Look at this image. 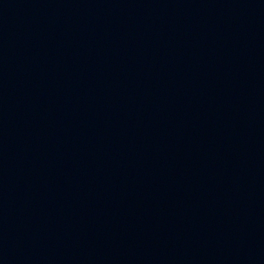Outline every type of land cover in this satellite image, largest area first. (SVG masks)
Returning a JSON list of instances; mask_svg holds the SVG:
<instances>
[{
  "label": "water",
  "instance_id": "water-1",
  "mask_svg": "<svg viewBox=\"0 0 264 264\" xmlns=\"http://www.w3.org/2000/svg\"><path fill=\"white\" fill-rule=\"evenodd\" d=\"M0 264H264V0H0Z\"/></svg>",
  "mask_w": 264,
  "mask_h": 264
}]
</instances>
